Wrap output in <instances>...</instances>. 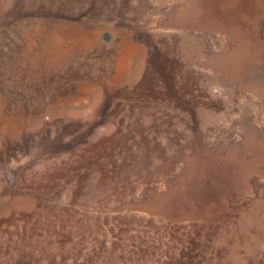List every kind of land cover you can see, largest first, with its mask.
<instances>
[{
	"label": "rangeland",
	"instance_id": "374dc122",
	"mask_svg": "<svg viewBox=\"0 0 264 264\" xmlns=\"http://www.w3.org/2000/svg\"><path fill=\"white\" fill-rule=\"evenodd\" d=\"M18 1L0 0V264H264V161L178 176L188 136L264 127V0Z\"/></svg>",
	"mask_w": 264,
	"mask_h": 264
},
{
	"label": "trees",
	"instance_id": "16d2710c",
	"mask_svg": "<svg viewBox=\"0 0 264 264\" xmlns=\"http://www.w3.org/2000/svg\"><path fill=\"white\" fill-rule=\"evenodd\" d=\"M18 2H20L21 8H26L21 0ZM18 15L19 12H16L15 17H17ZM212 71L216 73V70L213 69ZM222 105H224V103H222L221 101V106ZM194 120L195 119H193L192 121ZM239 125L240 126L237 129H234L233 131L228 133L229 135H234L232 142L225 143L223 140L214 142L209 149H206V151L204 150L205 146L202 147L198 143L196 144V139L193 135L188 136L187 140L185 141L184 148H189L190 157L186 158V160L183 161L182 168L178 173V176L181 175L180 180L183 181V183L185 182L186 184L190 180V178H193L200 172L204 171L206 164L211 165L212 168L210 169H215L218 166H225L226 164H228L232 160L231 158L236 160L239 159L236 157H241L242 155H247L244 157L252 159L254 162L264 161V127L256 128L254 126H250V128L248 127V125H244L243 123H239ZM195 127L196 129L201 128L199 121L196 122ZM259 150L261 158L258 156H255V158L251 156V153H258ZM246 160L247 159L243 160V162H245ZM183 183L180 182V185L177 183V186H179L177 188V191H180V195H183V192L186 190L184 187L185 184ZM170 193L171 192L167 193V198ZM145 195L149 196L150 201H152L153 203L157 200L158 202H160V200L163 201L166 199L163 194L159 196L154 188L150 189L149 192H145ZM180 199L183 201V203L185 202L184 197H181ZM159 206H161V204H148L147 208L140 207L133 209L153 215L155 214V210Z\"/></svg>",
	"mask_w": 264,
	"mask_h": 264
}]
</instances>
